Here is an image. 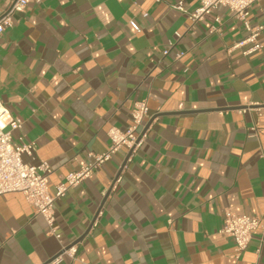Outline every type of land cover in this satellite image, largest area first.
Returning a JSON list of instances; mask_svg holds the SVG:
<instances>
[{"label":"crops","instance_id":"crops-1","mask_svg":"<svg viewBox=\"0 0 264 264\" xmlns=\"http://www.w3.org/2000/svg\"><path fill=\"white\" fill-rule=\"evenodd\" d=\"M180 1L200 3L27 0L14 14L0 99L23 122L14 142L36 143L24 159L51 165L52 194L109 150L110 127L133 125L138 101L149 129L126 164L122 147L56 199L60 237L22 192L0 195V264H54L77 242L56 264H264V218L241 255L222 230L228 209L264 215V28L263 48L245 54L250 44L234 46L248 31L228 7L194 23L171 7ZM249 17L264 25V0Z\"/></svg>","mask_w":264,"mask_h":264},{"label":"built area","instance_id":"built-area-1","mask_svg":"<svg viewBox=\"0 0 264 264\" xmlns=\"http://www.w3.org/2000/svg\"><path fill=\"white\" fill-rule=\"evenodd\" d=\"M255 1L257 0H200L198 7L191 12L184 8L182 1L172 4L171 7L186 12L194 23L202 20L205 15L220 5L228 7L230 13L240 19L248 31L246 38L234 47L250 44L244 51L245 54H249L263 48L258 36L264 25H253L249 17L251 6ZM26 5L27 0H13L10 7L0 9V36L7 27L12 26L14 14L24 11ZM130 24L135 30L140 31L139 25L134 20H131ZM168 52L169 50L164 51L166 54ZM148 110L149 107L145 101L136 102L132 111L133 125L125 131L116 126L110 127L108 134L112 144L109 150L101 154H95V159L92 163L69 173L65 181L58 184L55 193L52 194L48 185V175L52 171L51 165L47 161H42L36 165L24 159L25 155L30 157L34 155L36 143L27 141L24 138V134L20 137L22 143L14 142L13 132L21 130L23 122L11 115L4 102L0 99V195L9 192H22L34 212L45 218L48 224V234L60 237L55 225L56 199L64 196L68 189L79 184L84 178L89 177L99 165L109 160L120 148L126 147L128 149L125 164L131 160L133 154L141 148L147 137L149 129V124L146 120L149 116ZM120 180L121 177L119 176L117 181L119 182ZM102 215L103 209L100 208L93 226L97 225V218ZM263 218L264 215L262 214H238L230 209L226 211L222 230L234 238L237 255H241L248 247L254 231L259 228ZM261 241L262 243L264 242V231L261 235ZM261 245L257 252H260ZM79 246L80 243L78 242L63 246L62 252L51 259L50 262L59 263L64 254L76 258Z\"/></svg>","mask_w":264,"mask_h":264}]
</instances>
